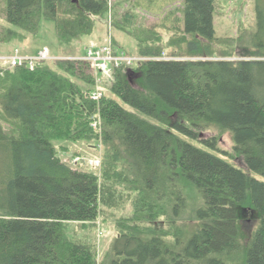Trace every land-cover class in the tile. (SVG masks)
I'll use <instances>...</instances> for the list:
<instances>
[{
	"label": "trees",
	"instance_id": "16d2710c",
	"mask_svg": "<svg viewBox=\"0 0 264 264\" xmlns=\"http://www.w3.org/2000/svg\"><path fill=\"white\" fill-rule=\"evenodd\" d=\"M182 2V20L160 30L113 7L112 27L148 60L116 70L100 103L90 98L87 62L0 78V264H264V181L255 177L264 178V2L256 0V29L234 54L214 47L216 0ZM1 4L0 44L23 43L52 21L63 58L111 9L110 0ZM98 118L102 135L92 128ZM225 133L232 152L218 147ZM100 141V170L74 163L79 154L63 160L69 144ZM195 190L203 203L191 226L183 215ZM250 216L259 225L246 241L240 227ZM102 219L117 230L103 256L90 235Z\"/></svg>",
	"mask_w": 264,
	"mask_h": 264
},
{
	"label": "rangeland",
	"instance_id": "374dc122",
	"mask_svg": "<svg viewBox=\"0 0 264 264\" xmlns=\"http://www.w3.org/2000/svg\"><path fill=\"white\" fill-rule=\"evenodd\" d=\"M0 0V34L2 33V27L6 22L3 19L1 9L2 4ZM264 2V0H261ZM110 14L107 20L102 17H98L96 21V28L91 36H87L78 41L74 47V56L79 57L85 54L88 47H103L110 43L121 49L128 55H137V42L134 38L128 34L118 31L112 27L113 24V7L118 5L123 11L129 9L136 11L138 15V22L148 25L150 28L162 25H168L169 27L174 25L175 20H182V0H110ZM121 4V5H119ZM256 0H216V14L214 17V25L216 36L220 42L214 45L219 53L228 52L234 54L238 47L246 46L249 34L256 29ZM163 36L167 39H171L175 33L166 30H161ZM177 36V35H176ZM240 42L237 46H232L230 42L237 38H240ZM225 40V42H221ZM15 48H20L26 53L37 54L44 48H48L51 52V56L55 58L66 57L68 50L67 47H62L58 38L56 24L52 21L43 20L40 24V29L37 35L30 36L23 43L12 44H0V56L9 55ZM241 55H247L249 53L244 50H240ZM240 56L218 58L222 60H238ZM53 64V62H51ZM82 86L84 84L80 83ZM109 85L107 84V88ZM210 133H206L205 137H210ZM220 142L218 143L219 149L222 151L232 152L233 140L229 133H225L220 136ZM92 143H81L68 145L70 152L62 153L63 160L66 163H71L75 160L77 154L80 158V162H84L85 166L88 165L89 160H93L99 156L97 149L91 148ZM78 159V158H77ZM73 162V161H72ZM76 163V160L75 162ZM238 164L245 168L244 164L239 161ZM259 180L264 181V178L255 175ZM190 198H188V206L186 213L183 215L187 225H196L197 221L194 220L195 211L202 205V199L197 190L188 192ZM130 212V206L128 205L125 210H118L115 213V217L119 218L122 215H128ZM250 216L248 221H244L240 227V230L244 234L246 241H250L254 230L256 231L259 221H255ZM97 225V230L90 233L93 238L96 239L101 256L106 254L112 247L117 230L114 227V223L109 219L108 221L100 220ZM255 233V232H254Z\"/></svg>",
	"mask_w": 264,
	"mask_h": 264
},
{
	"label": "built area",
	"instance_id": "2783aa9c",
	"mask_svg": "<svg viewBox=\"0 0 264 264\" xmlns=\"http://www.w3.org/2000/svg\"><path fill=\"white\" fill-rule=\"evenodd\" d=\"M57 60H74L87 62L90 66L92 75L95 77V84L91 91L90 98L96 103H100L105 96L107 84L113 79V74L118 69L132 70L139 66L140 63L147 61V58L138 55H128L113 44L110 40L108 45L103 47H88L83 56L72 58H55L51 56L48 48H44L35 55H27L20 48H15L9 55L0 56V78L6 72L19 67H27L33 71L44 63H51ZM92 128L103 134V126L101 119H95ZM97 152L99 156L88 161V165L94 169L100 170L103 165L102 154L103 145L101 141L98 143ZM80 162V158L76 159V163Z\"/></svg>",
	"mask_w": 264,
	"mask_h": 264
},
{
	"label": "crops",
	"instance_id": "0c3cea01",
	"mask_svg": "<svg viewBox=\"0 0 264 264\" xmlns=\"http://www.w3.org/2000/svg\"><path fill=\"white\" fill-rule=\"evenodd\" d=\"M24 52V51H23ZM25 54H27V55H33L32 53H26V52H24Z\"/></svg>",
	"mask_w": 264,
	"mask_h": 264
}]
</instances>
